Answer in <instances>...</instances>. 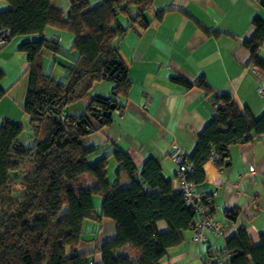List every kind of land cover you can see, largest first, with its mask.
Segmentation results:
<instances>
[{"label":"trees","instance_id":"trees-1","mask_svg":"<svg viewBox=\"0 0 264 264\" xmlns=\"http://www.w3.org/2000/svg\"><path fill=\"white\" fill-rule=\"evenodd\" d=\"M4 2L0 32L8 35L0 47L24 38L19 49L27 56L28 91L22 107L27 124L0 125V264H161L169 251L183 244L185 231L196 233L199 214L173 189L157 160H146L137 171L115 144H85L126 107L131 81L114 42L129 30L139 33L150 25L147 13L153 0H100L95 6L89 0H67L66 12L53 0ZM122 16L129 21L125 27ZM252 24L253 35L245 42L249 65L264 70V60L256 53L264 41V23L255 18ZM48 29L73 35L69 52L76 59L71 65L55 63L66 70L63 81L43 71L45 55L64 53L59 36H45ZM102 80L112 83L110 94L91 95ZM170 81L185 91L200 89L212 96L215 113L197 135L191 156L185 157L190 167L184 176L214 221L210 196L197 190L206 179L204 166L210 161L223 169L229 165L231 145L263 137L264 112L254 117L247 108L241 110L230 95L213 92L203 77L193 83L182 77ZM4 95L0 88V99ZM82 100L87 101L85 112L71 113L70 107ZM27 128L30 144L23 138ZM109 162L117 167L114 181L108 177ZM121 172L128 178L126 186L119 184ZM95 197L101 199L99 210ZM104 220L114 223L115 235L99 242ZM159 222L166 231L157 229ZM125 247L131 253L118 254ZM224 252L230 264H264V232L254 244L245 229H239L213 256L215 261L205 264H218ZM97 253L99 263L94 262Z\"/></svg>","mask_w":264,"mask_h":264},{"label":"crops","instance_id":"crops-1","mask_svg":"<svg viewBox=\"0 0 264 264\" xmlns=\"http://www.w3.org/2000/svg\"><path fill=\"white\" fill-rule=\"evenodd\" d=\"M4 1L0 0V10L6 7ZM97 3L89 0L90 6ZM54 5L65 12L69 9L67 0H55ZM152 11L147 28L139 33L129 30L114 42L131 81L128 98L123 101L126 107L114 113L113 122L102 133L89 135L87 142L88 146L105 141L115 144L132 159L137 171L146 160H157L176 191L177 163L172 155L178 149L186 158L191 156L196 137L212 118L215 106L212 96H206L203 90L185 91L170 79L182 77L193 83L203 77L213 92L230 95L241 110L247 108L254 117L260 116L264 112V96L259 93V86L264 85V70L249 65L250 50L245 42L253 35V20L258 18L264 23V8L259 0H153ZM159 12L163 15L156 19ZM50 32L45 31L47 38ZM58 32L54 36H59L63 52H69L73 38L66 36L68 32ZM23 40L11 39L0 47L3 73L0 88L5 92L0 99V125L4 121L27 124L22 107L28 91V61L26 53L19 49ZM72 53L45 55L44 73L54 76L57 68L64 78L66 70L55 63L67 60L71 65L76 59ZM256 53L264 60V41ZM103 81L107 80L94 87L103 86ZM110 92L111 89L106 95L103 91L95 94L107 96ZM84 103L72 105L70 112L79 115ZM27 140L24 139L26 144ZM228 164L217 169L207 162L205 182L197 186L200 194L211 198L214 219L222 228L221 236L207 231L205 240L196 243L195 231L187 230L183 233V244L169 251L161 264L214 262L213 256L222 252L225 241L239 229H245L254 244L259 243L264 232V136L231 145ZM250 165L254 166L253 173L249 172ZM116 171V165L109 162V180H115ZM118 181L128 185L124 172L119 174ZM94 206L99 210L100 201L94 200ZM157 229L164 232L167 228L159 222ZM114 235V223L104 220L99 242L111 240ZM129 253V247L118 250V254ZM99 261L97 253L94 262Z\"/></svg>","mask_w":264,"mask_h":264},{"label":"built area","instance_id":"built-area-1","mask_svg":"<svg viewBox=\"0 0 264 264\" xmlns=\"http://www.w3.org/2000/svg\"><path fill=\"white\" fill-rule=\"evenodd\" d=\"M8 33L6 31L0 32V45L6 42V37ZM259 93L264 96V85L259 86ZM173 160L177 163L176 176L178 180L177 190L182 194L183 200L192 205L195 211L199 214L198 224L196 226V233L193 237V241L201 243L205 240V232L210 231L216 236H221L222 228L218 222L212 220V215L205 210L199 204L200 195L196 192L194 185L191 182L185 181V172L189 170L190 164L185 162V156L180 154L178 149H175L173 155ZM249 172H254V166H249ZM221 260L218 264H230V256L227 252L222 253Z\"/></svg>","mask_w":264,"mask_h":264},{"label":"rangeland","instance_id":"rangeland-1","mask_svg":"<svg viewBox=\"0 0 264 264\" xmlns=\"http://www.w3.org/2000/svg\"><path fill=\"white\" fill-rule=\"evenodd\" d=\"M90 1H92V0H90ZM97 1H100V0H97ZM53 4H55V0H53ZM151 12L153 13V11L151 10L150 12H148L147 13V17H149L150 15H151ZM119 19H122V21H125V22H121L122 23V25L125 27L128 23H129V21H128V19H127V17H119ZM48 30H50L51 32V34H49L50 36L48 37V38H53V39H56L55 37H54V35H57L59 32L57 31V30H55V29H48ZM70 33H66V36H68L69 38H73L71 35H69ZM66 45V44H65ZM65 45H63L65 48H67V46H65ZM68 49V48H67ZM66 49V50H67ZM64 53H66V55L67 56H69V54H70V52H64ZM72 54H74L75 55V53H72ZM120 57V56H119ZM121 59V58H120ZM63 63L65 64V65H69L68 64V62H67V60H64L63 61ZM52 68V67H51ZM55 71H54V79H56V80H58V81H63L64 80V78L63 77H61V76H59V74H58V69L57 68H55L54 69ZM103 86H100V87H98V85H96V88L94 87L92 90H91V95H93V94H95V93H99L100 91H103V93L106 95L108 92H109V89H111V87H112V83L110 82V81H103ZM85 102V100H82V101H79V102H77L78 104H83ZM86 104H87V101L84 103V107H82V109H81V115L85 112V108H86ZM73 105H76V103H74ZM79 114V115H80ZM30 130L27 132V131H25L24 132V134H23V138L24 139H28L27 140V144H29L28 143V141H33V139H32V135H30ZM85 144L86 145H89L88 144V142H87V138H86V142H85ZM253 166V165H252ZM138 174V173H137ZM127 184H129V181L127 182ZM121 185V184H120ZM121 186H123V185H121ZM95 202L96 201H100L101 202V199L99 198V197H95ZM201 263V262H200Z\"/></svg>","mask_w":264,"mask_h":264},{"label":"water","instance_id":"water-1","mask_svg":"<svg viewBox=\"0 0 264 264\" xmlns=\"http://www.w3.org/2000/svg\"><path fill=\"white\" fill-rule=\"evenodd\" d=\"M259 4L264 8V0H259ZM111 110H114V106H112Z\"/></svg>","mask_w":264,"mask_h":264}]
</instances>
